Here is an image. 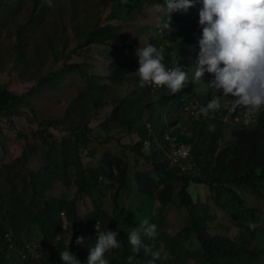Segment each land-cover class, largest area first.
I'll return each instance as SVG.
<instances>
[{
    "label": "rangeland",
    "instance_id": "obj_1",
    "mask_svg": "<svg viewBox=\"0 0 264 264\" xmlns=\"http://www.w3.org/2000/svg\"><path fill=\"white\" fill-rule=\"evenodd\" d=\"M157 5L139 8L131 0H0V87L21 95L39 79L57 73L55 81L40 90L34 107L38 119H51L60 126L52 130L51 147L46 149L29 109L0 117V264H64L59 251L67 247L86 264L97 237L96 222L98 230L119 233V246L105 253L109 264H139L127 233L144 220L157 226L155 237L141 236L149 254L167 252L155 264H264V201L244 187L235 188L251 209L249 214L224 192L216 195L215 184L209 188L217 154L232 147L236 128H251L258 117H264V106L254 110L237 105L234 97L209 85L210 73L194 79L199 47L197 41H187L194 27L179 23L163 28ZM92 39L98 45L86 48L84 44ZM122 39L137 41V47L155 45L166 68L179 63V48L189 51L184 60L185 86L167 94L180 103L170 115L165 112L163 133H155L145 107L148 87L162 86L138 84L137 47L124 48ZM113 64L133 74L112 68ZM216 96L219 107L209 109ZM128 122L132 132L122 126ZM85 126L91 128L93 140L87 147H77L67 129ZM167 133L174 145L191 147V170L173 164ZM150 135L155 137L153 143ZM91 150H97V155L91 157ZM103 156L124 161L129 170L126 182L101 178L94 190L80 192L78 184L90 180L89 168L102 172ZM157 164L203 181L192 183L189 192L204 235L228 238L255 257L208 259L191 230L188 210L180 204L182 183ZM136 172L171 183L172 202L162 205L156 197L142 195ZM48 208L54 217L59 212L58 225L44 223ZM92 214L100 219L93 225ZM78 235L83 237L80 245L75 243Z\"/></svg>",
    "mask_w": 264,
    "mask_h": 264
},
{
    "label": "trees",
    "instance_id": "obj_2",
    "mask_svg": "<svg viewBox=\"0 0 264 264\" xmlns=\"http://www.w3.org/2000/svg\"><path fill=\"white\" fill-rule=\"evenodd\" d=\"M131 3L136 7L146 8L155 4H162L163 0H131ZM199 6L200 5L197 0V3L193 7L189 8L187 12H174L171 14L169 28H173L174 25L179 23H187L194 27L193 36L187 40L189 43L198 41L200 36V29L197 24V10ZM169 39L171 40L173 37L170 35ZM121 44L124 48L133 50L137 47L138 42L122 39ZM93 45H98V42L93 39L86 41L84 44L86 48ZM188 52V50L181 48L177 51V58L179 60L177 66H180L184 71L186 70L184 60L186 59L185 57ZM198 52H195V54H198ZM112 66V68H117L127 75L133 74L132 70L123 66H118L117 64H113ZM57 76V73H52L39 79L34 86L21 95L13 93L6 87H0V117L9 113L18 112L22 109H29L34 121L40 127L38 130V136L42 141V146L46 149L51 147L50 140L54 137L52 130H58L60 126L56 121L51 119H38L34 102L38 99L40 90L55 81ZM148 88L150 91H148V95L146 97L147 104L145 107L150 112V122L155 129V133H163L166 126L165 112L166 115H170L171 110L177 107L180 102L174 101L173 98H167V94L170 91L164 86L156 89L152 87ZM122 126H125L131 132L133 131V125L131 122L124 123ZM67 130L73 134L77 147H87L93 140L91 135L92 130L89 126ZM233 137L234 142L232 147L221 149L215 158V164L210 175L211 182L209 183V188L212 190L213 185L215 184L218 187L217 190L215 189L216 195H222V192H224L228 195V197H230V199L235 201L241 209L250 214L251 209L244 206V200L240 198L235 188L244 187L254 193L259 199L264 201V193L261 191L262 188H264V117H258L255 124L251 128H236L233 131ZM154 138V136L150 135V143H153ZM162 139L163 138H161V141ZM145 141L146 139L144 140L142 138L141 142L144 143ZM161 143H165L166 145V142ZM123 147L134 150L132 146ZM89 154L93 157L97 155V150H91ZM102 164L103 168L101 173L94 168H89L87 170V172L90 173V180H82V182L78 184L80 192H91L98 185L99 179L101 178L111 179L112 181L119 178L122 183L126 182L129 170L122 159L103 156ZM157 168L166 171L168 176H178V179L182 183L179 193L180 204L188 210V219L190 221L191 230L196 233L198 241L206 252L208 259L211 260L217 255L230 260H237L242 254L247 255L249 258L255 257L253 252L246 250L243 246H236L228 238L215 240L214 237L204 235L205 228L202 227V221H200L196 216L197 206L189 192V188L192 183L205 184L203 181L193 179L189 173H180L173 168L163 169L161 164H157ZM134 178L138 191L142 195L156 197L162 205L172 202L174 187L171 183L165 181L156 182L151 176L141 172H136L134 174ZM44 212V216L46 217L44 223L47 226L51 227L60 223L59 212L56 217L52 214L51 208L46 209ZM98 216L97 214L91 215L90 222L92 225L96 221L100 220ZM203 222L205 221L203 220ZM141 240L143 241V239ZM137 259L140 260L139 264H149L152 257L149 253L145 254L143 248H141L140 252L137 253Z\"/></svg>",
    "mask_w": 264,
    "mask_h": 264
},
{
    "label": "clouds",
    "instance_id": "obj_3",
    "mask_svg": "<svg viewBox=\"0 0 264 264\" xmlns=\"http://www.w3.org/2000/svg\"><path fill=\"white\" fill-rule=\"evenodd\" d=\"M196 3L197 0H163L156 6L160 13L157 20L163 28H169L172 13L187 12ZM198 3L199 52L193 78L199 80L205 72L210 73V86L234 97L237 105L258 110L264 106V0H198ZM135 55L138 68L134 72L141 87L153 84L176 93L185 86L186 71L180 66L166 68L163 54L155 45L139 46ZM218 101L219 96L213 97L207 107H219ZM95 227L97 237L89 249L86 264H109L105 253L119 246V233L98 230L97 224ZM156 229V224L149 225L148 220L132 228L127 233L131 251L138 253L143 248L148 254L149 246L142 243L141 236L153 238L157 235ZM75 243L82 244L83 237L77 236ZM150 255L149 264H155L167 252L152 250ZM59 257L64 264H82L68 247L59 251ZM132 259V256L126 257L127 261Z\"/></svg>",
    "mask_w": 264,
    "mask_h": 264
},
{
    "label": "built area",
    "instance_id": "obj_4",
    "mask_svg": "<svg viewBox=\"0 0 264 264\" xmlns=\"http://www.w3.org/2000/svg\"><path fill=\"white\" fill-rule=\"evenodd\" d=\"M156 87V85H154ZM165 136L167 144L169 143L172 147V151L170 152V157L174 165L179 167L182 171H186L188 169H192L194 167V163L191 160V147L190 146H177L173 144L174 139L171 137L169 133ZM97 224L98 229V222ZM95 225L93 229H96ZM79 236V235H78Z\"/></svg>",
    "mask_w": 264,
    "mask_h": 264
}]
</instances>
